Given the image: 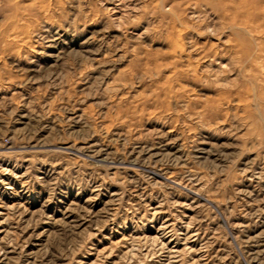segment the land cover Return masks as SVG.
<instances>
[{
    "label": "rangeland",
    "instance_id": "1",
    "mask_svg": "<svg viewBox=\"0 0 264 264\" xmlns=\"http://www.w3.org/2000/svg\"><path fill=\"white\" fill-rule=\"evenodd\" d=\"M0 264H264V0H0Z\"/></svg>",
    "mask_w": 264,
    "mask_h": 264
}]
</instances>
